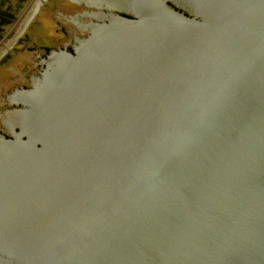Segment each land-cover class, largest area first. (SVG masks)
Listing matches in <instances>:
<instances>
[{
  "label": "water",
  "instance_id": "water-1",
  "mask_svg": "<svg viewBox=\"0 0 264 264\" xmlns=\"http://www.w3.org/2000/svg\"><path fill=\"white\" fill-rule=\"evenodd\" d=\"M72 47L6 98L0 264H264V0H111Z\"/></svg>",
  "mask_w": 264,
  "mask_h": 264
},
{
  "label": "rangeland",
  "instance_id": "rangeland-1",
  "mask_svg": "<svg viewBox=\"0 0 264 264\" xmlns=\"http://www.w3.org/2000/svg\"><path fill=\"white\" fill-rule=\"evenodd\" d=\"M68 1L72 5L67 6V15L56 16L58 31L64 33L65 43L59 41L56 47L47 49L23 45L27 27L25 22L31 9V6L27 8V4L30 1L0 0V139L13 141L8 130V117L14 111L23 109L22 105L9 104L6 99L8 94L29 88L45 62L54 54L63 51L74 57L73 43L88 40L93 35L111 3V0ZM13 53H20L21 57L16 60L14 70L7 71L5 65L9 60L12 61Z\"/></svg>",
  "mask_w": 264,
  "mask_h": 264
},
{
  "label": "crops",
  "instance_id": "crops-1",
  "mask_svg": "<svg viewBox=\"0 0 264 264\" xmlns=\"http://www.w3.org/2000/svg\"><path fill=\"white\" fill-rule=\"evenodd\" d=\"M30 3L27 4V8L33 6L37 0H29ZM24 3V5H26ZM68 5H72L68 0H45L39 4V8L36 14L31 18L26 24V30L23 40V45L31 46L37 45L40 48L51 49L56 47L59 41L65 43L64 33L58 31L59 26L57 22V14L67 15L66 8ZM30 7V8H31ZM28 11V10H27ZM25 25V26H26ZM26 36V37H25ZM38 42V44H36ZM42 44V45H41ZM59 46V45H58ZM18 49V48H17ZM16 49V50H17ZM15 50V51H16ZM12 61L9 60L5 66L7 71H13L14 66H16V60H19L21 54H12ZM21 65L19 70H21Z\"/></svg>",
  "mask_w": 264,
  "mask_h": 264
},
{
  "label": "flooded vegetation",
  "instance_id": "flooded-vegetation-1",
  "mask_svg": "<svg viewBox=\"0 0 264 264\" xmlns=\"http://www.w3.org/2000/svg\"><path fill=\"white\" fill-rule=\"evenodd\" d=\"M40 0H38V2H39ZM56 53V52H55Z\"/></svg>",
  "mask_w": 264,
  "mask_h": 264
}]
</instances>
